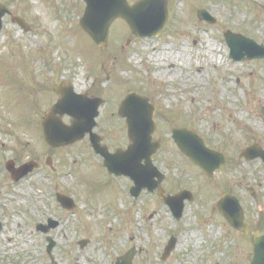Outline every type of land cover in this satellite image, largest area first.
<instances>
[{
    "label": "rangeland",
    "instance_id": "1",
    "mask_svg": "<svg viewBox=\"0 0 264 264\" xmlns=\"http://www.w3.org/2000/svg\"><path fill=\"white\" fill-rule=\"evenodd\" d=\"M0 4L28 25L24 32L5 16L0 32V264H115L130 249L132 264H248L249 237L233 232L214 204L224 193L234 195L251 231L264 219V164L240 157L254 144L264 149V61L232 62L223 34L264 45V0H168L169 21L157 38L135 39L117 21L106 48L79 28L82 0ZM204 9L213 25L196 18ZM207 45L216 49L214 62ZM184 47L185 65L171 67L167 54ZM158 72L167 75L161 79ZM61 81L76 94L103 99L93 132L111 152L128 145L124 120L116 115L120 103L132 92L148 98L156 108L153 139L161 145L155 166L168 173L163 188L193 195L179 221L155 194L142 192L134 202L131 182L110 177L87 138L57 150L45 145L40 124ZM180 128L223 154L221 172L208 179L178 156L170 131ZM7 161L16 167L34 161L38 168L14 183ZM56 194L74 198V209H62ZM49 219L55 228L36 229ZM170 237L176 247L161 262Z\"/></svg>",
    "mask_w": 264,
    "mask_h": 264
},
{
    "label": "water",
    "instance_id": "2",
    "mask_svg": "<svg viewBox=\"0 0 264 264\" xmlns=\"http://www.w3.org/2000/svg\"><path fill=\"white\" fill-rule=\"evenodd\" d=\"M83 1L85 9L79 22L80 27L99 47L107 45L109 27L116 19L124 20L132 34L137 38L156 36L163 30L167 20L166 0H139L131 7L128 6L126 0ZM5 15L10 16L11 21L22 30H28L23 20L15 17L5 6L0 4V31ZM198 17L200 20L212 22L203 11L198 13ZM224 38L230 48V58L234 61H242L245 57L248 60L264 58L263 46H257L253 41L230 32H227ZM55 93L59 95L60 99L51 111L46 113L42 123L44 140L48 146L52 148L68 146L89 134L91 146L94 152L104 159V166L108 172L117 176L130 177L134 181L135 188L131 191L135 198L143 188L148 189V191L156 189L163 178L152 167L150 157L158 149L159 144L151 141V134L155 129L154 108L148 105L145 98L131 94L121 103L118 115L126 119L128 138L131 144L126 151L118 150L115 154L110 155L105 147L99 146L100 139L92 134V129L96 126L94 120L98 116V108L102 101L75 95L72 88H65L64 84H61ZM63 115L71 118L69 126L61 123L60 118ZM172 138L180 151L200 167L207 176H211L215 170H220L223 166V157L207 150L203 143L189 131L174 130ZM242 156L246 160L260 157L264 161V152L258 146L245 149ZM143 161L144 167L142 166ZM35 166L34 163L30 162L14 169V164L8 162L6 168L11 173L13 181L16 182L31 172ZM154 177H158L156 183L153 182ZM157 194L169 207L176 220L182 216L184 201H192L191 195L185 191L170 197L164 196V191L158 188ZM57 201L63 209L72 210L74 208L73 203L66 197L57 195ZM216 208L232 229L244 235L248 234L243 210L235 197L224 195L216 203ZM55 226L56 224L53 223L46 227L39 226L37 229L46 233ZM85 244L86 241H83L80 246L84 247ZM175 245L176 240L171 238L164 249L162 261L167 259ZM251 245L253 258L250 264H264V232L253 233ZM52 246L50 243L48 252ZM134 254V249H131L124 256L118 258L115 264H131Z\"/></svg>",
    "mask_w": 264,
    "mask_h": 264
},
{
    "label": "bare ground",
    "instance_id": "3",
    "mask_svg": "<svg viewBox=\"0 0 264 264\" xmlns=\"http://www.w3.org/2000/svg\"><path fill=\"white\" fill-rule=\"evenodd\" d=\"M186 47H184L182 49V51L180 50V53H175L174 55H172L171 53L167 54V58H169V65H171V67H174V64H177L178 66H183L185 65V54H186ZM216 51V49H214L213 47L211 46H208L207 45V53L211 55V62H214V52ZM218 63L221 64V60H218ZM162 64H159L158 66H161ZM157 76H159L161 79H163L167 73L164 72V73H161V72H158L156 74ZM174 76V74L172 75H169L168 78L171 80ZM24 193H27V192H24ZM19 221V220H18ZM193 238H195L194 234L192 235ZM7 238V241L9 242L10 244V241H11V237L8 236L6 237Z\"/></svg>",
    "mask_w": 264,
    "mask_h": 264
},
{
    "label": "flooded vegetation",
    "instance_id": "4",
    "mask_svg": "<svg viewBox=\"0 0 264 264\" xmlns=\"http://www.w3.org/2000/svg\"><path fill=\"white\" fill-rule=\"evenodd\" d=\"M178 156L180 157V153L178 154ZM172 167V164H168V166L166 167V170L169 171V169ZM167 177V176H166Z\"/></svg>",
    "mask_w": 264,
    "mask_h": 264
}]
</instances>
